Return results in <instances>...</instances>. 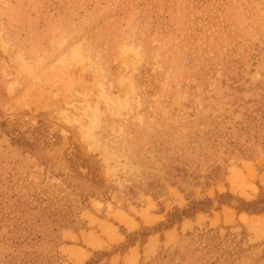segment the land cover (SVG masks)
Segmentation results:
<instances>
[{"label": "rangeland", "instance_id": "obj_1", "mask_svg": "<svg viewBox=\"0 0 264 264\" xmlns=\"http://www.w3.org/2000/svg\"><path fill=\"white\" fill-rule=\"evenodd\" d=\"M263 197L264 0H0V264H264Z\"/></svg>", "mask_w": 264, "mask_h": 264}, {"label": "trees", "instance_id": "obj_2", "mask_svg": "<svg viewBox=\"0 0 264 264\" xmlns=\"http://www.w3.org/2000/svg\"><path fill=\"white\" fill-rule=\"evenodd\" d=\"M219 197H225L227 200H230L234 197L232 195H219ZM238 200L239 204L236 206L237 212H248V213H260L264 211V197L261 200L253 201V202H246L243 199L236 198ZM219 203H224L225 201H218ZM213 202L211 199H205L202 201H191L187 207L181 210L174 211V215L172 217L174 220H180L183 217H190L192 216L196 211L205 210L212 206Z\"/></svg>", "mask_w": 264, "mask_h": 264}]
</instances>
